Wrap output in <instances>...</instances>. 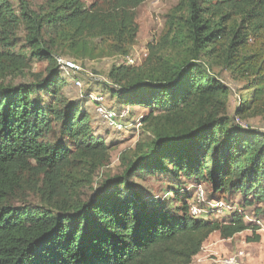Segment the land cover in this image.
<instances>
[{
	"label": "trees",
	"instance_id": "1",
	"mask_svg": "<svg viewBox=\"0 0 264 264\" xmlns=\"http://www.w3.org/2000/svg\"><path fill=\"white\" fill-rule=\"evenodd\" d=\"M144 1L87 8L80 0H47L44 12L24 3L17 16L0 0V76L25 68L26 54L15 52L20 23L30 54L48 62L46 75L32 82H0V264H192L214 232L227 239L249 227L237 211L221 222L193 216L187 201L163 209L132 188L134 177L182 175L264 202V133L235 122L264 108V0H177L167 16L166 54L152 46L141 66H111L112 96L150 109L140 123L152 138L121 153L119 174L80 195L109 159L108 146L59 92L64 80L53 48L86 55L97 39L126 53L137 32L134 10ZM43 27L54 37L49 45ZM215 62L250 79V98H240L232 114L230 88L209 69ZM55 129L65 143L48 139ZM35 193L40 204L30 203Z\"/></svg>",
	"mask_w": 264,
	"mask_h": 264
},
{
	"label": "rangeland",
	"instance_id": "2",
	"mask_svg": "<svg viewBox=\"0 0 264 264\" xmlns=\"http://www.w3.org/2000/svg\"><path fill=\"white\" fill-rule=\"evenodd\" d=\"M7 1L16 11L17 16L24 3L35 13L44 12L47 4V0ZM80 1L89 8L95 2H102L103 0ZM177 2V0H145L141 3L134 10L137 32L126 53L110 50L109 45L106 46L105 42L97 39L89 42L86 47V55L74 54L63 47L53 48L56 53V60H69L79 67L77 72L61 70V79L64 80V84L59 92L63 94L64 99L80 106V109L87 114L88 125L93 134L101 138L108 146L109 159L97 170L94 179H92V186L85 187L84 190L80 191V195L85 196V198L96 186L97 181L122 171L121 153L132 152L139 141L145 143L152 138L146 126L140 123V118L149 114L150 109L144 107L131 108L119 102L117 97L112 96L110 92L113 85L108 80L107 74L112 65L141 66L152 54V46L157 56L166 54L168 44L164 43V34L167 30V16ZM14 32L15 52L25 53L27 57L24 63L25 68L21 74L0 76V82L4 84L28 83L35 80L37 75L45 76L48 62L37 59L30 54V45L26 41V29L23 24L20 23ZM41 36L47 45L50 44V39L54 38L46 27H43ZM209 69L230 88L231 96L228 103L229 111L232 114L233 109L238 106L240 98H250L251 88H248L250 79L241 78L216 62L212 63ZM96 97H101L102 101L96 102ZM46 99L52 100V98ZM97 107L107 112H113L120 125L112 127L107 120L102 118V114L96 109ZM235 122L244 128L248 127L264 133V108L258 109L256 112H248L243 117L236 118ZM58 138L64 142L57 129L48 137L49 140L53 141L58 140ZM67 144L70 145V143ZM130 182H132V188L139 189L142 196L159 202V207L163 209L174 211L187 201L188 206L197 205L202 209L204 211L202 217L206 216L210 220L229 221L230 215L234 212L237 211L238 214H242L243 220L249 227L227 239L222 238L218 232L211 234L199 253L198 262L220 264L218 260L242 252L240 256L242 263L264 264V241L259 245L255 239L256 236L264 235V214L261 213L264 210V202L251 201L248 203L240 192L229 190L215 192L210 181H198L195 178H187L182 175L174 178L168 173H154L141 178L134 177ZM200 190L204 194V200L197 203L196 199ZM28 196L31 204L41 203L37 193L28 194ZM210 198L214 199L210 200ZM216 202H222L228 206L223 204L222 208L214 207L213 204ZM221 209L222 211H220ZM255 226L259 229H255ZM197 261L194 260L195 263Z\"/></svg>",
	"mask_w": 264,
	"mask_h": 264
},
{
	"label": "built area",
	"instance_id": "3",
	"mask_svg": "<svg viewBox=\"0 0 264 264\" xmlns=\"http://www.w3.org/2000/svg\"><path fill=\"white\" fill-rule=\"evenodd\" d=\"M61 69L65 70V71H72V72H77L79 70V67L72 61L69 60H63V59H59L58 60ZM96 102H100L102 101L101 97H96L95 98ZM98 112H100L102 114V118L104 120H107L108 123L112 126V127H116L117 125H120L116 119H115V114L111 111L107 112L104 111L102 108L97 107L96 108ZM204 200V194L203 192L200 190L198 196H197V203H200ZM224 204V203H223ZM222 202H216L214 207H218V208H222L223 206ZM212 205V207H213ZM226 206H228L227 204H224ZM227 210V208H225ZM219 211V210H218ZM222 211V209L220 210ZM190 213L195 216V217H202L204 214V211L202 209H200L197 205H193L190 206ZM206 217V216H205ZM259 223V222H258ZM242 255V252H238L237 255H228L224 258H222L221 260H218L220 264H244L240 261V256Z\"/></svg>",
	"mask_w": 264,
	"mask_h": 264
},
{
	"label": "crops",
	"instance_id": "4",
	"mask_svg": "<svg viewBox=\"0 0 264 264\" xmlns=\"http://www.w3.org/2000/svg\"><path fill=\"white\" fill-rule=\"evenodd\" d=\"M263 241H264V235H260L259 240H258V244L260 245V243L263 242ZM198 258H200V254H198V255H196L194 257L192 263L194 262V260L197 261ZM194 264H203V263L202 262L200 263V262L197 261L196 263L194 262Z\"/></svg>",
	"mask_w": 264,
	"mask_h": 264
}]
</instances>
